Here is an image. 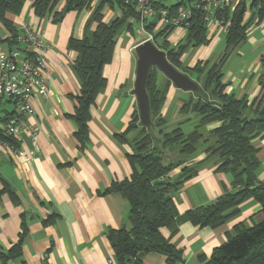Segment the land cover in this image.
<instances>
[{"label": "crops", "instance_id": "1", "mask_svg": "<svg viewBox=\"0 0 264 264\" xmlns=\"http://www.w3.org/2000/svg\"><path fill=\"white\" fill-rule=\"evenodd\" d=\"M33 1L26 0L18 13H6L5 17L18 31L14 41L10 30L0 21V49L5 52L24 49L21 28L26 24L34 26L50 43L47 53L49 96L38 92L34 99L36 113L27 117L29 123L39 127L38 139L34 141L30 134L21 133L16 139L19 144H13L14 140H4L9 147L22 149L31 157L26 161L24 157L13 155L9 148L0 146V251L8 250L20 239L24 221L27 230L24 233L23 259L29 264H115L107 231L130 227V206L121 194L104 192L113 182L123 181L132 173L127 154L132 152L131 141L141 128L130 131L125 138L118 135L127 131L138 110L137 98L133 94L137 62L135 46L144 37L135 22L131 31L125 30L118 36L113 58L103 69L107 84L90 109L89 140L81 149L75 136L77 124L72 117L77 103L75 97L81 88L73 68L77 52L68 45L71 37H84L86 22L98 0H93L91 8L85 13L72 10L60 21H54V11L45 16L37 15ZM64 3L65 0H61L55 11H60ZM113 9L105 8L104 21L109 22L120 15ZM262 9L264 6L257 3L252 5L250 13L252 16L254 12L256 18L245 40H250L258 52L257 56L248 60L243 53L244 41L232 50L222 66L223 82L227 84L225 91L238 98L246 96L249 102L264 94V86L260 84L264 72V41L249 34L256 31L252 26L260 23L258 14ZM95 26L92 24L90 29ZM207 31L210 42L187 51L182 57L183 65L193 67L200 60L209 59L211 63L221 60L226 45L217 51L222 46L218 36L226 32L221 28ZM185 35L176 31L168 39L177 45ZM238 46L240 49L235 51ZM164 76L160 72L158 82L167 78ZM195 77L191 78L196 81ZM191 94L194 92L179 89L172 82L168 86L161 109L168 121L167 128L190 118L191 121L183 124V129L188 127L185 130L187 133L193 129L198 117L193 113L185 116L180 112L182 103ZM16 110L14 99H0V129L5 134L3 119ZM220 124L212 122L207 129H214ZM207 145L203 143L187 164L206 162L174 195L180 215L189 209L212 203L225 192L234 190L231 175L217 170L216 157L205 159ZM253 145L261 161L258 177L264 182V137L255 138ZM180 171L181 168H176L170 176L176 177ZM6 186L14 192L16 199ZM240 210L238 216L217 228L182 222L172 233L168 227H162L163 236L184 251V262L175 264H202L201 256L205 260L210 259L213 249L235 234L238 223L250 226L263 219L261 204L253 198L244 201ZM143 263L170 264L159 253H147Z\"/></svg>", "mask_w": 264, "mask_h": 264}, {"label": "trees", "instance_id": "2", "mask_svg": "<svg viewBox=\"0 0 264 264\" xmlns=\"http://www.w3.org/2000/svg\"><path fill=\"white\" fill-rule=\"evenodd\" d=\"M25 1L0 0V21L10 30L13 41L18 31L5 16L9 11L20 12ZM60 1L34 0L32 6L39 16L53 14L54 11V21H60L69 11L90 9L93 2L65 0L62 9L55 11ZM115 3L119 6L120 15L109 22L104 21L105 8H112ZM245 11L246 1L241 2L232 12L228 9L224 11V15L230 18L231 26L226 32L224 55L218 62L211 63L208 59L198 61L193 67L183 65L182 57L187 51L210 42L200 11L194 14L185 38L177 45L158 35L157 39L162 38L163 42H157L156 39V43L166 52L169 62L189 76H196L197 82L203 83L199 91L185 100L180 108L183 115L193 113L198 121L188 133L183 129V124L191 121L190 118H185L173 128H167L168 121L161 109L171 81L164 78L161 83L158 82L160 71L155 66L151 67L147 91L153 125L151 128L141 126L137 110L127 131L118 135L125 138L130 131L141 128L131 141L132 152L127 154L132 166L130 177L113 182L104 192L121 194L130 206V227L111 228L107 231L114 250L115 264H144L143 258L147 253L162 254L170 264L184 262L183 249L163 236L162 227H168L172 233L178 230L182 222L217 228L238 216L241 204L249 198L261 204L263 219L250 226L244 222L238 223L235 234L215 247L210 259L205 260L201 256V260L202 264H264V182L258 177L261 161L253 145L255 138L264 137V94L249 102L246 96L238 98L235 94L227 93L222 72L225 59L237 45L247 39L248 29L256 18L253 12L245 20ZM263 18L264 9L258 14V22ZM138 19L134 9L122 0H98L86 22L84 37H71L69 41V48L77 52L73 68L81 86L80 93L75 97L77 103L72 115L77 124L75 136L81 149L89 140L90 109L107 84L104 66L113 58L118 36L125 30L131 31L134 22L139 23ZM92 24H96L93 30L90 29ZM260 84L264 86V72ZM10 116L3 120L6 121ZM212 122L221 124L208 130L207 125ZM0 138L14 140L16 143L13 144H19L1 129ZM203 143L208 144L205 159L216 157L217 170L231 175L234 190L225 192L212 203L189 209L180 215L174 195L206 162L202 160L195 165L187 164ZM176 168H181L179 175L171 177L170 173ZM6 189L16 199L8 186ZM22 229L20 239L8 250L0 251V264H29L23 259L24 233L27 230L24 221Z\"/></svg>", "mask_w": 264, "mask_h": 264}, {"label": "built area", "instance_id": "3", "mask_svg": "<svg viewBox=\"0 0 264 264\" xmlns=\"http://www.w3.org/2000/svg\"><path fill=\"white\" fill-rule=\"evenodd\" d=\"M137 13L138 29L143 40H149L156 46L158 35L168 38L172 33H187L191 27L192 18L197 11L202 12V19L207 29L221 28L228 32L231 21L224 15L226 9L234 11L241 2L246 1L244 19L251 16V8L264 6V0H122ZM21 38L23 50L5 52L0 49V99L8 97L17 103V110L5 121L7 135L17 139L21 133H28L37 141L39 127L27 121L28 116L36 113L34 99L38 92L49 96L48 89V59L49 41L34 26L23 25ZM19 141V140H18ZM0 146L9 148L13 155L31 157L27 152L15 150L0 138Z\"/></svg>", "mask_w": 264, "mask_h": 264}, {"label": "water", "instance_id": "4", "mask_svg": "<svg viewBox=\"0 0 264 264\" xmlns=\"http://www.w3.org/2000/svg\"><path fill=\"white\" fill-rule=\"evenodd\" d=\"M135 51L137 54V62L133 94H135L137 98L141 124L147 128H151L153 122L151 117L150 97L147 91L151 67H157L175 87L184 91L196 93L199 91L200 85L188 74L180 71L169 62L166 52L153 42L149 40L141 41L135 46Z\"/></svg>", "mask_w": 264, "mask_h": 264}, {"label": "rangeland", "instance_id": "5", "mask_svg": "<svg viewBox=\"0 0 264 264\" xmlns=\"http://www.w3.org/2000/svg\"><path fill=\"white\" fill-rule=\"evenodd\" d=\"M169 2L170 3H172V4H174V3H177V0H169ZM111 8V7H110ZM86 10H88L87 8H84L83 10H81L82 11V14L83 13H85L86 12ZM111 10H112V8H111ZM113 12H115V13H119L120 12V9H119V6H118V4L117 3H115L114 4V9H113ZM252 28H256V31L255 32H249V34L250 35H252V34H254V36L256 37V38H262V40L264 41V18H263V21L262 22H260L259 24H257V23H255L253 26H252ZM134 32H135V35H139L138 33H137V29H135L134 30ZM225 36H226V34L224 33V32H222L218 37L222 40V42H221V45L222 46H220L219 48H218V50L217 51H219V49H220V51L222 50L221 48H223L225 45H226V40H225ZM251 37V36H250ZM218 39V38H217ZM216 40V39H215ZM214 40V41H215ZM157 42H163V40H162V38H158L157 39ZM243 53H245L246 54V56H247V58H248V60H251V59H253L255 56H257V53L258 52H256V50H255V48L250 44V40L248 39L247 41H245L243 44ZM263 47H264V45H262ZM240 46H238L237 48H236V50L235 51H237L238 49H240L239 48ZM159 48H161V47H159ZM264 49V48H263ZM262 49V50H263ZM189 51H191V49L189 50ZM188 51V52H189ZM196 52V51H195ZM194 52V53H195ZM262 52V51H261ZM264 52V51H263ZM200 86H202L203 85V83L202 82H197ZM192 95V94H191ZM187 100V99H186ZM185 130H188V127H186L185 126Z\"/></svg>", "mask_w": 264, "mask_h": 264}]
</instances>
